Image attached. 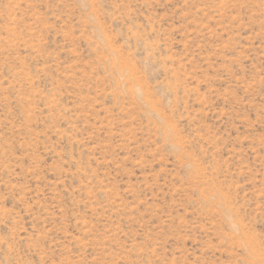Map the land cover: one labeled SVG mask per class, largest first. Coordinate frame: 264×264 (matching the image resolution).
<instances>
[{
  "label": "rangeland",
  "instance_id": "obj_1",
  "mask_svg": "<svg viewBox=\"0 0 264 264\" xmlns=\"http://www.w3.org/2000/svg\"><path fill=\"white\" fill-rule=\"evenodd\" d=\"M0 264H264V0H0Z\"/></svg>",
  "mask_w": 264,
  "mask_h": 264
}]
</instances>
